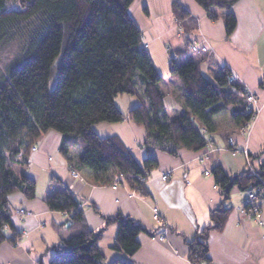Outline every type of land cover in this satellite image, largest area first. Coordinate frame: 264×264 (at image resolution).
<instances>
[{
  "label": "trees",
  "instance_id": "16d2710c",
  "mask_svg": "<svg viewBox=\"0 0 264 264\" xmlns=\"http://www.w3.org/2000/svg\"><path fill=\"white\" fill-rule=\"evenodd\" d=\"M194 1L213 21L218 11H229L232 6L228 0ZM134 2L0 0V245L15 246L21 239L18 233L9 237L5 229L12 228L14 215L9 197L20 193L28 200L36 199L37 183L22 169L28 165L31 149L51 131L63 136L65 157L71 147L81 149L79 164L94 174L96 185L120 180L139 190V178L149 177L158 166L153 151L178 157L181 150L206 149L216 131L214 119L225 112L239 129L246 130L251 122L245 114L243 85L232 79L227 67H221L213 79L207 78L200 70L206 57L200 62L190 56L185 62L171 63V75L183 91L184 111L167 113L168 82L144 49L141 30L130 14ZM173 13L187 36L197 30L177 2ZM225 24L231 35L237 27L233 13H227ZM121 95L137 97L140 102L128 117L147 133L148 155L142 164L119 137L102 138L94 129L101 123L125 120L115 104ZM211 172L225 202L231 200L234 189L248 192L264 183V164L260 171L247 169L233 177L221 166ZM45 204L51 211L74 215L68 220L74 232L54 247L57 257L50 264H102L105 255L99 243L104 230L89 229L77 195L64 189L49 196ZM232 211L224 205L212 210L211 225L187 242L193 264H212L209 235L224 229ZM104 219L106 226L117 224L113 249L128 258L112 264H131L129 259L140 249L138 236L145 230L121 214Z\"/></svg>",
  "mask_w": 264,
  "mask_h": 264
},
{
  "label": "crops",
  "instance_id": "0c3cea01",
  "mask_svg": "<svg viewBox=\"0 0 264 264\" xmlns=\"http://www.w3.org/2000/svg\"><path fill=\"white\" fill-rule=\"evenodd\" d=\"M229 11H218L213 21L194 0H135L130 14L142 33L143 44L159 74L168 82L165 99L167 113L182 112L183 91L180 82L170 72V61L177 56L185 62L190 56L201 61L200 70L212 79L221 67H227L237 81L249 87L259 99V114L244 131L235 126L229 112L214 119L216 131L212 134L215 150H181L173 157L160 150L153 151L158 166L149 172V182L133 189L125 181L111 185H96L94 174L80 166L81 149L71 147L68 156L61 153L63 136L49 132L31 152L28 165L22 171L37 183V197L26 199L20 193L10 195L13 210L12 228L8 236L21 235L17 245H0V264H50L57 257L54 247L69 239L74 229L69 226L65 213L51 211L45 200L58 191L69 189L81 201L86 223L90 230L103 231L99 243L105 255L102 264L117 259H128L113 249L118 234L117 224L106 226L105 219L121 214L140 224L145 232L138 236L139 251L129 259L131 264H193L189 259L187 242L211 225L210 212L221 206L231 208L227 224L222 231L209 235V258L212 264H264V203L256 219L240 216L238 209L247 200V192L234 189L231 200L216 187L212 171L216 166L233 177L248 169L247 156L254 170L264 164V0H228ZM179 3L191 16L197 30L189 36L183 32L173 13V4ZM235 15L237 27L227 34L225 16ZM206 42L211 51L207 56L189 52L188 42ZM115 100L125 115L120 123H101L95 132L102 138L119 137L127 149L142 164L148 155L145 148L146 130L129 120L131 109L139 105L137 97ZM128 100V101H126ZM229 139L235 142L234 153L226 150ZM74 169V170H73ZM80 174L83 181H75L71 172ZM169 175V181L162 180ZM57 179L60 183H54ZM118 185L117 189L113 186ZM32 216L20 219L19 210ZM157 211V212H155ZM261 221L262 224L259 222ZM163 237L164 241L155 240Z\"/></svg>",
  "mask_w": 264,
  "mask_h": 264
},
{
  "label": "built area",
  "instance_id": "2783aa9c",
  "mask_svg": "<svg viewBox=\"0 0 264 264\" xmlns=\"http://www.w3.org/2000/svg\"><path fill=\"white\" fill-rule=\"evenodd\" d=\"M144 49L148 50V45L144 44ZM189 49L193 53L199 54V55L208 54L211 51L210 46L206 42H202V43L200 42L199 43L196 40L190 41ZM176 60H177V57L173 56L171 58L170 64L173 61H176ZM234 78H235V76L232 77V79H234ZM243 89H244L245 97H246L245 114H246V116L251 117V119H252L251 122L248 124V127H247V129H248L250 127V125L252 124V122L257 118V116L259 114V99L249 89V87L243 85ZM246 130H244V131H246ZM234 146H235L234 140L233 139H229L228 148L226 150H229V151L234 153V151H233L234 150ZM206 149H209L210 151L215 150V144H214L212 139H210L208 141ZM36 151H37V146H34L31 149V152H36ZM247 162H248V169L251 170L253 173H255L248 156H247ZM206 175L207 176H211L212 172L208 171V172H206ZM71 177L75 181H78V180L79 181H83V179L80 176V174L78 172H76V171H72L71 172ZM169 178H170L169 175L166 174V175H163L162 180L164 182H168ZM139 180L146 185L149 182V177L148 176H146L144 178L140 177ZM113 188L117 189L118 185H114ZM72 189H73V186H69V190L71 191ZM263 203H264V183L262 185L256 187L255 189H252V190L247 192V200L238 209V212H239L240 216L244 217L245 219H248V220L256 219L257 220V217H258V215L261 212V206H262ZM155 212H157V211H155ZM15 214L20 219H24L26 217L32 216L31 212H27V211H25L23 209L17 211ZM66 215H67L68 220L72 221L74 215L73 214H66ZM259 222L262 224L261 221H259ZM5 229L7 230L9 228L6 227ZM154 239L158 240L160 242L164 241L163 237H155Z\"/></svg>",
  "mask_w": 264,
  "mask_h": 264
},
{
  "label": "rangeland",
  "instance_id": "374dc122",
  "mask_svg": "<svg viewBox=\"0 0 264 264\" xmlns=\"http://www.w3.org/2000/svg\"><path fill=\"white\" fill-rule=\"evenodd\" d=\"M179 23V22H178ZM180 24V23H179ZM181 25V24H180ZM209 54V53H208ZM177 57V56H176ZM178 59V58H177ZM57 66H58V62L56 63V65H55V72H56V68H57ZM170 66H171V64H170ZM204 75L207 77V78H210V79H212L211 77H209V75H208V73H206L205 71H204ZM55 78H56V73H55V75L53 76V78H52V80H51V88H54V85H55ZM124 97V99H133V98H129L128 96H123ZM126 101H128V100H126ZM227 113L228 112H225L224 114L225 115H227ZM140 185L141 186H144L145 184L144 183H142L141 181H140Z\"/></svg>",
  "mask_w": 264,
  "mask_h": 264
}]
</instances>
